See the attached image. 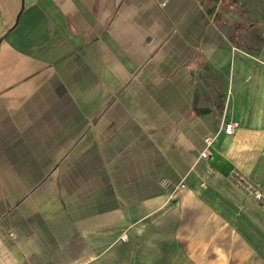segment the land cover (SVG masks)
<instances>
[{
    "label": "crops",
    "instance_id": "1",
    "mask_svg": "<svg viewBox=\"0 0 264 264\" xmlns=\"http://www.w3.org/2000/svg\"><path fill=\"white\" fill-rule=\"evenodd\" d=\"M233 172L264 192V0H0V264H264Z\"/></svg>",
    "mask_w": 264,
    "mask_h": 264
},
{
    "label": "built area",
    "instance_id": "2",
    "mask_svg": "<svg viewBox=\"0 0 264 264\" xmlns=\"http://www.w3.org/2000/svg\"><path fill=\"white\" fill-rule=\"evenodd\" d=\"M238 128H239V124L237 122H230L224 125L223 130L226 135L232 136L235 134ZM215 140L216 137H212V136L206 138L205 140L206 148L202 153V157L207 159L212 158V147L214 145ZM230 180L237 186L246 190L247 194L264 210V192L260 190V188L254 185L248 178H246L244 175H242L239 172H233L230 175ZM162 184L167 187L169 185V182L164 180ZM184 188H185L184 185L176 187L173 190V196L177 197V195L180 193V190Z\"/></svg>",
    "mask_w": 264,
    "mask_h": 264
}]
</instances>
